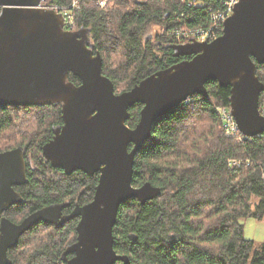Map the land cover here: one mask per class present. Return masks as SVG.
<instances>
[{
	"label": "trees",
	"instance_id": "obj_1",
	"mask_svg": "<svg viewBox=\"0 0 264 264\" xmlns=\"http://www.w3.org/2000/svg\"><path fill=\"white\" fill-rule=\"evenodd\" d=\"M73 1L46 0L44 6L64 8ZM104 1L80 0L75 17L79 30L90 31L91 46L102 55L103 73L117 94L191 59L175 56L173 48L182 42L173 32L209 28L212 15L222 9L221 0H196L197 6H190L195 0H107L101 7ZM154 25L160 31L146 36ZM257 76L264 83V65H258ZM69 81L81 83L73 75ZM206 87L208 96L195 95L158 119L137 154L133 186L151 183L162 192L145 204L133 198L119 208L114 249L129 257L128 264H264V244L257 247L246 239L242 221L264 220V133L228 137L216 109L230 107L231 88L216 81ZM142 108L130 109V128L140 122ZM260 111L264 114V91ZM33 112L34 123L17 131ZM62 124V105L0 106V153L23 146L27 160H33L21 188L26 202L9 211L11 218L22 219L54 203L93 200L99 176L81 171L68 176L43 159L52 129ZM75 229L76 221L59 229L41 223L11 251L14 264H58L76 239Z\"/></svg>",
	"mask_w": 264,
	"mask_h": 264
},
{
	"label": "water",
	"instance_id": "obj_2",
	"mask_svg": "<svg viewBox=\"0 0 264 264\" xmlns=\"http://www.w3.org/2000/svg\"><path fill=\"white\" fill-rule=\"evenodd\" d=\"M46 0H0V106L62 105L63 126L43 148L44 157L67 175L100 172L93 202L62 217V207L40 210L19 226L4 220L0 264H11L7 249L39 222L60 227L77 217L78 242L66 254L67 264L129 263L114 249L119 208L130 199L142 204L161 195L146 183L133 186L136 157L151 138L158 119L195 95L208 96L207 83L231 88L230 113L243 136L264 133L257 76L264 65V0H240L224 23L222 36L211 43L193 40L175 46L176 57H191L158 71L130 91L117 94L103 73V57L90 43L89 30H65L64 16L44 6ZM73 75L80 85L69 81ZM143 106L135 128L127 125L130 109ZM26 182L22 148L0 154V216L19 200L14 185ZM136 240L137 237L133 236Z\"/></svg>",
	"mask_w": 264,
	"mask_h": 264
},
{
	"label": "built area",
	"instance_id": "obj_3",
	"mask_svg": "<svg viewBox=\"0 0 264 264\" xmlns=\"http://www.w3.org/2000/svg\"><path fill=\"white\" fill-rule=\"evenodd\" d=\"M239 1L240 0H221L222 9L212 15L211 25L209 28H181L173 32L174 37L181 42H192L193 40L203 43L213 42L214 40L222 36L224 30V23L229 17L232 16L234 8L239 3ZM106 3L107 0L104 2H100L99 4L104 7ZM199 4L200 3L196 0L190 2V6H197ZM79 6L80 0H74V4L69 7H59L57 9L54 8L64 16L65 30L69 32L79 31L75 17V12L77 9H79ZM216 111L218 112L219 116L221 117L224 123V128L228 137H235L239 133H241L235 119L230 113L229 108H217ZM233 163L236 164L237 162Z\"/></svg>",
	"mask_w": 264,
	"mask_h": 264
},
{
	"label": "flooded vegetation",
	"instance_id": "obj_4",
	"mask_svg": "<svg viewBox=\"0 0 264 264\" xmlns=\"http://www.w3.org/2000/svg\"><path fill=\"white\" fill-rule=\"evenodd\" d=\"M63 125H64V122H63V124H62L61 126H63ZM58 127H59V126H58ZM55 128H56V127H55ZM53 129H54V128H53ZM53 129H52V131H53ZM54 137H55V135H54V132H53V136H52V138H51L47 143L51 142V141L54 139ZM47 143H46V144H47ZM46 144H45V145H46ZM45 145H44V146H45ZM44 146H43V148H44ZM17 148H22V149L24 150V153H25V162H26V182H25L23 185H14V186L12 187V189H13V193H11L10 197H12V198H17V196H18V197H20L19 200H21V201H16V202L10 204L9 207H8V209H6V210H4V211L2 212V214H1V216H0V234H1L2 224H3V221H4V220H8L10 223L19 226V225H21V224L23 223V221H24L25 219H27L28 217H30V216L33 215L34 213H36V212H38V211H40V210H43V209H45V208H48V207H50V206H53V205H59V206H61V207H62V217H67V216H70V215L75 211V209H76L77 207H83V206H86V205L90 204L91 202H93L94 198H93V200H92L91 202L86 203V204H84V205H81V204H79L78 202H74V205H72V202H71V201H65V202H62V203H54V204H52V205L46 206V207H44V208H41V209H39V210H37V211H35V212H33V213H30L29 215L25 216V217L22 218V219H20V217H19V218H14V219L11 218V217L9 216V211H10L13 207H16V206L22 205V204H24V203L26 202L25 197H24V195H23V192H22L21 188H22L23 186H25V185L28 183V179H29V175H28V173H29V168L32 166V163H33V160H30V161L27 160V158H26V156H27V152H26V148H25V147H23V146H19V147H17ZM17 148H14V149H11V150H7V151H4V152L12 151V150H15V149H17ZM43 148H42V153H41L42 156H43V159H44L47 163H49V164L51 165L52 168H54V169H58V170H62L63 173H65V171H64L63 169H61V168H55V167L52 165V163H51L50 161H48V160L44 157V155H43ZM4 152H2V153H4ZM0 154H1V153H0ZM29 162H30V165H29ZM29 166H30V167H29ZM76 172H77V171H76ZM81 172H82V171H81ZM83 173H84V172H83ZM65 174H66V173H65ZM72 174H73V173H72ZM72 174H71V175H72ZM84 174H85V173H84ZM66 175H67V174H66ZM85 175H87V174H85ZM95 175H96V176H99V182H100V176H101V173H100V172L95 173L93 176H95ZM52 176H53V175H52ZM52 176H51V177H52ZM68 176H69V175H68ZM87 176H89V175H87ZM93 176H89V177H93ZM98 185H99V183H98ZM98 185H97V187H98ZM97 187H96V190H97ZM95 194H96V191H95ZM94 197H95V195H94ZM70 208H71V210L68 211ZM73 221H76V229H75V230H76V239H75V241H73L71 244H69V245L66 247V249L63 251L62 256H61V261H58V262H57L58 264H67L69 260H71V259H73V258L75 257V254H66L68 248H69L70 246H72V245H74V244H76V243L78 242V232H77V227H78L79 222H80V217H77V218H75V219H73V220H71V221H69V222H73ZM69 222H66L65 224L61 225L60 227H56L55 225L48 224V223H46V222H39L38 224H36L35 226H33L31 229H29L28 231H26V232L20 237L19 242H18L16 245H13L12 247H9V248L7 249V253H6V254H7V258H8V260L11 262V264H14V260L11 258V251L14 250V249H16V248L20 245V240H21V238H22L26 233H28V232H30L32 229H34L36 226H38V225H40V224L42 223V224H46V225L52 227L53 229H59V228H61L62 226L66 225V224L69 223Z\"/></svg>",
	"mask_w": 264,
	"mask_h": 264
},
{
	"label": "rangeland",
	"instance_id": "obj_5",
	"mask_svg": "<svg viewBox=\"0 0 264 264\" xmlns=\"http://www.w3.org/2000/svg\"><path fill=\"white\" fill-rule=\"evenodd\" d=\"M159 31H160V28L158 26H156V25L150 26L147 33H146V36L152 38ZM184 43H188V41H186V42L182 41L181 44H184ZM35 114L36 113L33 112L30 116H26V118H24L21 121L22 123L20 122L21 124L16 126V130L21 131L23 129V127L25 126V124H27L28 122H31L30 124L34 123ZM0 142H2V141L0 140ZM255 203H257L256 198H254L252 200V204L255 205ZM242 221L245 224V237H246V239L255 241L257 247L264 244V220L259 221V220H256L254 218H245Z\"/></svg>",
	"mask_w": 264,
	"mask_h": 264
},
{
	"label": "bare ground",
	"instance_id": "obj_6",
	"mask_svg": "<svg viewBox=\"0 0 264 264\" xmlns=\"http://www.w3.org/2000/svg\"><path fill=\"white\" fill-rule=\"evenodd\" d=\"M74 4V1L72 2V4L71 5H73ZM100 5V4H99ZM101 6V5H100ZM102 7V6H101ZM77 11V10H76ZM122 256H124V255H122Z\"/></svg>",
	"mask_w": 264,
	"mask_h": 264
}]
</instances>
